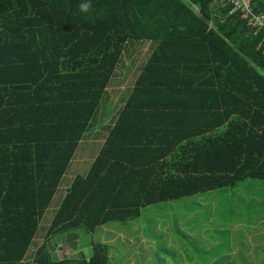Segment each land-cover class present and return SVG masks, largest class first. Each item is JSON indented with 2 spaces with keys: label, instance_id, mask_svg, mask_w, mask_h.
<instances>
[{
  "label": "trees",
  "instance_id": "1",
  "mask_svg": "<svg viewBox=\"0 0 264 264\" xmlns=\"http://www.w3.org/2000/svg\"><path fill=\"white\" fill-rule=\"evenodd\" d=\"M82 2L0 0V264H110L99 227L264 181V31L229 0ZM132 41L152 43L147 61L28 258ZM69 232L92 235L90 261H52L46 244Z\"/></svg>",
  "mask_w": 264,
  "mask_h": 264
},
{
  "label": "rangeland",
  "instance_id": "2",
  "mask_svg": "<svg viewBox=\"0 0 264 264\" xmlns=\"http://www.w3.org/2000/svg\"><path fill=\"white\" fill-rule=\"evenodd\" d=\"M129 43L131 49L122 64H130L132 56L133 64H141L142 68L146 63L142 65V57L129 54L138 52L141 42ZM119 110V104L108 102L103 119L92 125L91 145L75 152L44 214L28 258L44 241L42 230L52 221L67 186L89 170L102 146V140L96 137H102L104 132H98ZM94 240L109 247L110 264H264V181L249 180L235 189L146 208L135 221L99 227Z\"/></svg>",
  "mask_w": 264,
  "mask_h": 264
},
{
  "label": "crops",
  "instance_id": "3",
  "mask_svg": "<svg viewBox=\"0 0 264 264\" xmlns=\"http://www.w3.org/2000/svg\"><path fill=\"white\" fill-rule=\"evenodd\" d=\"M190 8L196 14L199 13V10H198V8L196 6L190 5ZM141 44H142V46H138V52H132L131 51V52H129V54L134 55L136 53L137 56L140 55L142 57V60H140V62H142V65H143V63L146 62V60H147V56L150 54V51L152 49V43L150 41H143V42H141ZM126 58L127 57L124 56V60ZM128 60H129V63L132 65L131 66L132 68L129 67L130 64H128V65H123V64L119 65L117 67V69L115 70V73H114V76H113V79H112L113 83L111 81L110 87H109V89H113V91H111V93L108 94L109 95L108 102L112 103V104L116 103L117 105L119 104V107L123 105V103H124L125 99L127 98V95L129 94L130 90H132V88L134 87L135 81H136V79L138 77V76L135 77V72H137L139 70L138 69V68H140L139 65H141V64H133L134 60H133L132 56ZM129 68H130V70H129ZM142 68H140V70H142ZM109 89L107 91H109ZM104 116H105V114H104ZM104 116L101 115L102 118L99 119V120H102ZM110 123H111V120L109 121L107 126H109ZM107 126L104 127L102 132H98V134L104 132V135L102 137H101V135L96 137V138H99V139L102 140V146H103L105 138H106V136H107V134L109 132L108 129H107ZM112 126H113V124H112ZM91 138H92L91 130H88L86 132L84 138L78 144L77 149L84 150L86 147H89L91 145V141H90ZM77 149H76V151H77ZM98 153H99V150H98L97 154ZM97 154L95 155V157L97 156Z\"/></svg>",
  "mask_w": 264,
  "mask_h": 264
},
{
  "label": "water",
  "instance_id": "4",
  "mask_svg": "<svg viewBox=\"0 0 264 264\" xmlns=\"http://www.w3.org/2000/svg\"><path fill=\"white\" fill-rule=\"evenodd\" d=\"M92 241L91 234L69 232L53 237L46 245L54 262L68 259L90 261L94 254L90 246Z\"/></svg>",
  "mask_w": 264,
  "mask_h": 264
},
{
  "label": "built area",
  "instance_id": "5",
  "mask_svg": "<svg viewBox=\"0 0 264 264\" xmlns=\"http://www.w3.org/2000/svg\"><path fill=\"white\" fill-rule=\"evenodd\" d=\"M229 2L233 7L232 11H239L248 27L255 33L264 31V15L254 12L252 0H229Z\"/></svg>",
  "mask_w": 264,
  "mask_h": 264
},
{
  "label": "clouds",
  "instance_id": "6",
  "mask_svg": "<svg viewBox=\"0 0 264 264\" xmlns=\"http://www.w3.org/2000/svg\"><path fill=\"white\" fill-rule=\"evenodd\" d=\"M91 5H90V0H83L82 3H80L79 5V9L81 12H85L87 13L90 9Z\"/></svg>",
  "mask_w": 264,
  "mask_h": 264
}]
</instances>
